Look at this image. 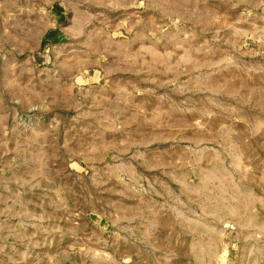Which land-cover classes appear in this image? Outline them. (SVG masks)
Wrapping results in <instances>:
<instances>
[{
	"label": "rangeland",
	"instance_id": "374dc122",
	"mask_svg": "<svg viewBox=\"0 0 264 264\" xmlns=\"http://www.w3.org/2000/svg\"><path fill=\"white\" fill-rule=\"evenodd\" d=\"M0 264H264V0H0Z\"/></svg>",
	"mask_w": 264,
	"mask_h": 264
},
{
	"label": "crops",
	"instance_id": "0c3cea01",
	"mask_svg": "<svg viewBox=\"0 0 264 264\" xmlns=\"http://www.w3.org/2000/svg\"><path fill=\"white\" fill-rule=\"evenodd\" d=\"M37 7H38V5H37ZM39 8V7H38ZM19 10H20V7H19ZM40 8L39 9H37V11H35V13L37 14V13H39L40 12ZM20 12V11H19Z\"/></svg>",
	"mask_w": 264,
	"mask_h": 264
}]
</instances>
